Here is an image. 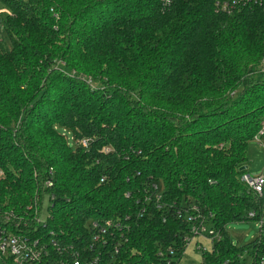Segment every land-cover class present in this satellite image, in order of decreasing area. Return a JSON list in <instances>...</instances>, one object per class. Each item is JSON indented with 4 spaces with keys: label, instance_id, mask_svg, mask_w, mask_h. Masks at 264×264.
<instances>
[{
    "label": "trees",
    "instance_id": "1",
    "mask_svg": "<svg viewBox=\"0 0 264 264\" xmlns=\"http://www.w3.org/2000/svg\"><path fill=\"white\" fill-rule=\"evenodd\" d=\"M0 9V213L52 195L37 229L65 255L88 247L90 222L112 220L121 250L98 264H164L158 250L180 248L196 206L221 233L200 264H240L256 242L235 246L226 228L262 208L241 178L264 123V0Z\"/></svg>",
    "mask_w": 264,
    "mask_h": 264
},
{
    "label": "built area",
    "instance_id": "2",
    "mask_svg": "<svg viewBox=\"0 0 264 264\" xmlns=\"http://www.w3.org/2000/svg\"><path fill=\"white\" fill-rule=\"evenodd\" d=\"M171 1L162 0L163 6H169ZM4 12L5 10L0 9V14ZM0 30H2L1 26ZM262 136H264V123L253 141L259 143ZM77 145L87 148L89 142L82 140ZM103 152L108 153L109 150L104 149ZM241 180L253 194L262 198L264 175L244 174ZM45 186L51 188L52 181H47ZM45 198L48 199L49 204L53 200L52 195L48 194L41 199L36 196L33 205L26 206L19 214L12 211L0 213V264H98L102 258H110L113 261L115 256L119 255L120 240H123L125 225L112 220L90 222L88 229L91 233V242L88 247L83 249V253L71 248H63L66 251L65 255L52 233L43 234L37 229L38 226L45 225V221L41 220L42 203ZM185 213L188 215L189 234L182 238L180 248L167 246L158 250L157 256L164 264H180L181 257L179 260L176 258L178 250L183 249L184 255L197 239H204L210 244L207 250L199 240L195 241V250L204 252L212 251L214 244L221 240V233L210 227V217L199 212L196 206H191L188 211L185 209ZM244 220L243 222H255L260 232L254 239L255 246L244 249L238 254L237 259L240 264H264V214L262 211H249L244 216ZM111 228L114 231L112 234H110Z\"/></svg>",
    "mask_w": 264,
    "mask_h": 264
},
{
    "label": "rangeland",
    "instance_id": "3",
    "mask_svg": "<svg viewBox=\"0 0 264 264\" xmlns=\"http://www.w3.org/2000/svg\"><path fill=\"white\" fill-rule=\"evenodd\" d=\"M264 137L262 138L261 145L256 142L249 144V150H255L249 155L248 173L253 176L262 174L264 170ZM2 176V175H0ZM264 190V189H263ZM262 209L264 213V191L263 198L261 200ZM49 201L47 198L42 203L41 220L45 221L48 216ZM264 231V228H263ZM259 228L253 221L248 222H233L230 223L226 228V234L233 245L238 247H247L253 243L254 239L259 236ZM199 240L204 247L209 250V243L204 239ZM195 240V241H197ZM186 251L180 264H200V255L195 250L194 243Z\"/></svg>",
    "mask_w": 264,
    "mask_h": 264
},
{
    "label": "crops",
    "instance_id": "4",
    "mask_svg": "<svg viewBox=\"0 0 264 264\" xmlns=\"http://www.w3.org/2000/svg\"><path fill=\"white\" fill-rule=\"evenodd\" d=\"M264 136H262L261 138H260V142L258 143L259 145H261V141H262V138H263ZM252 142H255V141H252ZM251 143V142H250ZM249 143V144H250ZM257 143V142H256ZM264 144V143H263ZM254 151L255 150H249V145H248V149H247V155L249 156V155H251V152H253L254 153ZM249 158V157H248ZM250 175H252V174H250ZM258 175H260V174H258ZM258 175H255V176H258ZM261 175H264V170H263V172H262V174ZM253 176V175H252ZM264 191V190H263ZM262 198H263V192H262ZM262 198H261V200H262ZM261 211L263 212V209L261 208ZM264 214V213H263Z\"/></svg>",
    "mask_w": 264,
    "mask_h": 264
},
{
    "label": "water",
    "instance_id": "5",
    "mask_svg": "<svg viewBox=\"0 0 264 264\" xmlns=\"http://www.w3.org/2000/svg\"><path fill=\"white\" fill-rule=\"evenodd\" d=\"M243 169H245V168H243Z\"/></svg>",
    "mask_w": 264,
    "mask_h": 264
}]
</instances>
